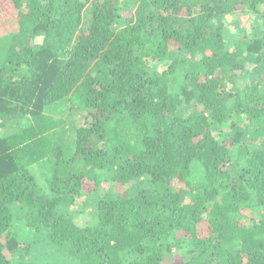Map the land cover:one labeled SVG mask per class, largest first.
<instances>
[{
  "label": "trees",
  "instance_id": "trees-1",
  "mask_svg": "<svg viewBox=\"0 0 264 264\" xmlns=\"http://www.w3.org/2000/svg\"><path fill=\"white\" fill-rule=\"evenodd\" d=\"M235 13L262 26L229 50ZM6 14L0 264H264V0H0ZM104 183L128 189L77 221L68 206Z\"/></svg>",
  "mask_w": 264,
  "mask_h": 264
},
{
  "label": "rangeland",
  "instance_id": "rangeland-1",
  "mask_svg": "<svg viewBox=\"0 0 264 264\" xmlns=\"http://www.w3.org/2000/svg\"><path fill=\"white\" fill-rule=\"evenodd\" d=\"M9 16L6 14L1 17L0 19V53L3 50H6L7 47L9 46L8 42L6 41L5 36L8 35V33L11 31L10 26L14 24V21L12 20H7L5 18H8ZM123 19H124V10L123 8H120L118 11V17L117 21L115 23V27L119 28L123 24ZM225 26H226V44L227 48L229 50L233 49L235 42L239 39L242 38H250L251 34L256 31L257 27L262 26V23L258 21L256 16L252 15H245L242 13H235L232 15L227 16L224 21ZM180 55V54H179ZM254 67H249V69H253ZM153 70L157 73L160 74L163 70V66L160 64H156L153 66ZM240 71L238 72V75L241 76ZM259 80H261V76L259 75ZM237 79H239L237 77ZM61 114L63 116H60L62 120L66 122V125L68 127H78L83 120H85V110L83 108H79L77 104L75 105L73 102L71 103L70 107L62 108L61 109ZM69 116H71L69 118ZM59 118V117H58ZM72 128V129H73ZM67 131L68 128H67ZM70 135V132L69 134ZM38 174L39 171L37 172ZM135 185V184H134ZM133 186V185H132ZM131 186V187H132ZM128 189L126 188H116L112 185H109L108 183H104L103 187L99 189L96 193L92 195H82L77 199V204H73L68 206V211L76 217V220L81 222V223H89L90 224H95L96 223V202L97 198L105 196L107 193L108 194H113V193H120L122 191H125ZM261 211L253 210V211H247L246 212V217L241 218V221H243L246 225H250L254 219H258ZM16 227L18 228L19 232V238L23 242H28L29 239L31 238L30 236V229L27 228L25 225L22 224H17ZM19 258V257H18ZM17 257L13 259L12 264H19V259ZM10 259V257H9ZM176 262L181 261V255L179 253H176L174 258ZM65 264H70V260L65 258Z\"/></svg>",
  "mask_w": 264,
  "mask_h": 264
}]
</instances>
